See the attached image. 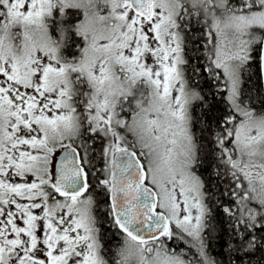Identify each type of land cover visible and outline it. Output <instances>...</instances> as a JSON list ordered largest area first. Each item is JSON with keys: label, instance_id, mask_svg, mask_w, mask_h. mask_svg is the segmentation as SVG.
Wrapping results in <instances>:
<instances>
[{"label": "snow or ice", "instance_id": "6c2138e0", "mask_svg": "<svg viewBox=\"0 0 264 264\" xmlns=\"http://www.w3.org/2000/svg\"><path fill=\"white\" fill-rule=\"evenodd\" d=\"M0 264H264V0H0Z\"/></svg>", "mask_w": 264, "mask_h": 264}]
</instances>
